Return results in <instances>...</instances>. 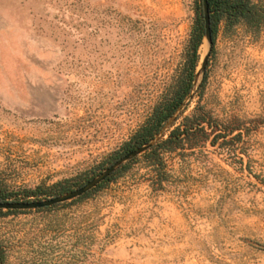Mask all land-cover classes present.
Masks as SVG:
<instances>
[{
    "label": "rangeland",
    "instance_id": "374dc122",
    "mask_svg": "<svg viewBox=\"0 0 264 264\" xmlns=\"http://www.w3.org/2000/svg\"><path fill=\"white\" fill-rule=\"evenodd\" d=\"M200 1L0 0V194L57 196L129 151L182 85ZM204 76L165 138L198 108L206 138L1 215V264H264V19L221 21Z\"/></svg>",
    "mask_w": 264,
    "mask_h": 264
},
{
    "label": "trees",
    "instance_id": "16d2710c",
    "mask_svg": "<svg viewBox=\"0 0 264 264\" xmlns=\"http://www.w3.org/2000/svg\"><path fill=\"white\" fill-rule=\"evenodd\" d=\"M208 3L213 43L211 52L214 48L215 37L221 21H224L225 24L228 25L241 21L250 28H254L260 26L264 19V8L261 4L255 2V0H208ZM203 37L204 21L200 1V4L196 9V18L192 29L190 41L191 54L187 63V74L183 79L182 85L174 92L172 99L155 108L150 120L144 127L140 129L138 134L134 136L132 142H128L125 145V150H130L134 146L141 145L149 141L157 133V131L167 120L169 115L174 111L177 105L182 101L184 96L188 93L198 64L199 57L197 55V50L203 40ZM203 78L205 79V76ZM205 121L211 125V123H209V118H207L205 113L199 110V108L194 110L192 114L185 116L182 120V123L172 129L166 138L162 139L150 150L146 151L145 155L151 159L157 158L159 156L160 150L169 151L181 145V142L185 140L190 142L195 139L197 140L206 138L208 133L206 132L205 127L202 125ZM211 128L213 130L214 126L211 125ZM217 135L218 134H216L214 137L216 138ZM109 178L105 181L109 180ZM104 182L100 183L91 191L73 201L87 197V195H89L94 189L102 185ZM40 191L41 189L38 187L34 190H26L25 193H39ZM8 199L9 196L0 194V201H5ZM52 207L36 209V211L47 210ZM20 212L24 211L0 209V216L5 214H16ZM3 259L4 255L0 247V264L4 261Z\"/></svg>",
    "mask_w": 264,
    "mask_h": 264
},
{
    "label": "water",
    "instance_id": "95a60500",
    "mask_svg": "<svg viewBox=\"0 0 264 264\" xmlns=\"http://www.w3.org/2000/svg\"><path fill=\"white\" fill-rule=\"evenodd\" d=\"M203 21H204V37L203 39L208 44V51L203 56L199 67L196 68L190 89L188 93L184 96L182 101L177 105L174 111L169 115L167 120L162 124L157 133L147 142L136 146L135 148L125 152L120 157L116 158L110 165H108L103 171H101L96 176L92 177L76 189L65 192L63 194L49 197L41 200H27V201H0V209L2 210H17V211H26V210H36L47 207H52L67 201H72L77 199L87 192L91 191L100 183L104 182L108 179L114 172H116L121 166L130 160L134 159L138 155L145 153L150 150L153 146H155L159 141L165 138L166 132L174 125L177 119L184 112L188 102L192 99L195 94L197 88L200 86L198 81L200 78L203 79L205 74V69L208 64L209 55L212 48V31H211V22H210V14H209V3L208 0H201Z\"/></svg>",
    "mask_w": 264,
    "mask_h": 264
}]
</instances>
